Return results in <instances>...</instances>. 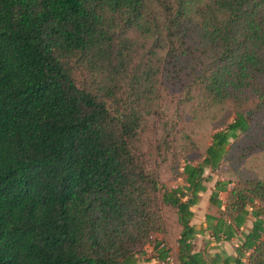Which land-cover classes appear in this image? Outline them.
Returning <instances> with one entry per match:
<instances>
[{
    "label": "trees",
    "instance_id": "16d2710c",
    "mask_svg": "<svg viewBox=\"0 0 264 264\" xmlns=\"http://www.w3.org/2000/svg\"><path fill=\"white\" fill-rule=\"evenodd\" d=\"M228 151L264 152V0H0V264H208L203 230L264 264V167L189 223Z\"/></svg>",
    "mask_w": 264,
    "mask_h": 264
},
{
    "label": "crops",
    "instance_id": "0c3cea01",
    "mask_svg": "<svg viewBox=\"0 0 264 264\" xmlns=\"http://www.w3.org/2000/svg\"><path fill=\"white\" fill-rule=\"evenodd\" d=\"M212 185L207 187L198 197V201L193 207V215L190 219V224L196 229L203 228L205 226L204 214L211 213L216 215V207L208 202V195L210 193ZM221 201V205L224 204V199L220 196L218 197ZM214 207V209H213ZM252 218L247 215L245 221V229H249L251 225ZM243 239L242 234L237 232V234L229 239H223L220 236L218 239H214L213 235L209 230H203L195 234L194 238L191 240L193 245V251H201L203 256L206 258L207 263L212 264H236L235 259L239 258L240 264L246 263V255L248 251L244 249L237 250V247ZM157 250L151 245H146L144 247L143 253L135 257L132 264H153Z\"/></svg>",
    "mask_w": 264,
    "mask_h": 264
},
{
    "label": "rangeland",
    "instance_id": "374dc122",
    "mask_svg": "<svg viewBox=\"0 0 264 264\" xmlns=\"http://www.w3.org/2000/svg\"><path fill=\"white\" fill-rule=\"evenodd\" d=\"M212 125H207L203 129L200 134V143L201 146L209 143L208 135L211 131H213ZM264 167V152H262L259 156H250L243 161H236L231 156V152L228 151L226 153L224 160L221 162L219 168H217L213 172H209L206 168L203 172L204 175H209L210 179L204 183L205 188L209 187L213 184L215 180L224 179V180H233L238 177H251L257 173V171ZM177 182H181V179H178ZM170 185H174V182H170ZM223 198L224 193L219 192L218 197ZM214 209V207H213ZM168 221L170 223L169 226V237L167 241V246L174 245V238L177 235L178 227L175 224L174 216L172 213L168 215Z\"/></svg>",
    "mask_w": 264,
    "mask_h": 264
},
{
    "label": "built area",
    "instance_id": "2783aa9c",
    "mask_svg": "<svg viewBox=\"0 0 264 264\" xmlns=\"http://www.w3.org/2000/svg\"><path fill=\"white\" fill-rule=\"evenodd\" d=\"M164 247L163 243H159L158 248ZM153 264H178L172 257L170 251H166L163 256H155Z\"/></svg>",
    "mask_w": 264,
    "mask_h": 264
}]
</instances>
